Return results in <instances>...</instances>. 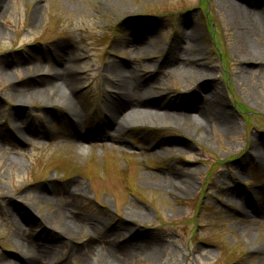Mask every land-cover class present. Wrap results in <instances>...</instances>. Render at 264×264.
I'll list each match as a JSON object with an SVG mask.
<instances>
[{"label":"rangeland","instance_id":"1","mask_svg":"<svg viewBox=\"0 0 264 264\" xmlns=\"http://www.w3.org/2000/svg\"><path fill=\"white\" fill-rule=\"evenodd\" d=\"M236 2L0 0V264H42L23 254L52 243L43 264H110L93 246L75 255L92 238L133 249L126 264H261L254 251L264 248V219L246 222L239 209L264 200V166L249 157L253 142L264 143V58L245 62ZM58 49L75 60L81 119L56 102L63 88L38 87L54 81ZM172 52L192 66L169 67ZM112 64L151 78L152 105L171 114L192 113L205 67L215 82L201 98L225 105L233 130L212 125L205 136L179 117L109 128ZM21 117L35 136H19ZM68 187L83 189L74 210L96 222L95 234L38 225H54L48 214L67 201L49 205L37 190L60 196Z\"/></svg>","mask_w":264,"mask_h":264},{"label":"bare ground","instance_id":"2","mask_svg":"<svg viewBox=\"0 0 264 264\" xmlns=\"http://www.w3.org/2000/svg\"><path fill=\"white\" fill-rule=\"evenodd\" d=\"M236 6H238V15H239V24L243 28V34L245 36L244 46L246 48V57H244L245 62L249 60H258L264 58V0H236ZM186 41V40H184ZM196 41V38L193 39ZM58 55L59 67L58 69H53L54 81L45 87H40L41 93H46L49 88H60L64 89V94H58L57 103L66 105L72 110V115L77 119H81V114L84 112V108L80 103L79 94H78V79L75 76L76 68L73 65L75 62L70 56L66 53H61ZM192 55L199 54L196 46H192L191 49ZM172 61L170 60L167 65L173 68H181L183 71H186L190 66H192V61L189 57L182 55V53H171ZM45 68V67H43ZM192 68V67H191ZM198 73L201 78V82L198 85L197 90L192 92L193 97L188 100V103L192 105V113H168L161 111V107L153 106L151 102V91L148 85L149 79H144L141 75L135 71H131L129 68L124 66H118L115 64L109 65L105 69V74L112 77V81L115 84L117 94L110 97L106 100V110L111 113V116H108L109 128L110 126L116 127L118 130L124 129L130 123L136 122H167L173 121L174 118L179 117L181 119H190L195 120V126L202 132L203 135L207 136L208 130L212 125L219 127V129L226 135L230 134L234 127V119L230 112L227 111L225 105L220 101L215 100L214 96L208 97L207 99H202L199 92L209 90L208 87L211 83L215 82V78H210L208 71L204 68H201ZM188 73V72H185ZM210 94H212L210 92ZM191 95V96H192ZM190 96V97H191ZM159 108V109H158ZM108 124V123H107ZM104 129L108 128L107 125H103ZM97 128V127H96ZM101 128H97V131ZM35 127L28 123V119L21 117L20 121L16 120V131L23 140L28 139L30 136H35ZM96 131L95 129H93ZM107 130V129H106ZM108 131V130H107ZM249 157L256 156L260 162L261 166H264V143L253 142L252 147L249 152ZM179 181L188 179L185 175H179L177 177ZM72 186L79 187L78 184H72ZM173 186V185H172ZM177 186V185H175ZM174 186V187H175ZM69 187L61 193L60 196H57L54 190L43 189L42 191L37 190L39 193V198L44 200L49 205H54L52 203L55 200L65 199L67 204L59 206L58 209L53 210L48 214V220L52 223L57 222L60 227H56L53 224H50L46 219L40 218L36 222L35 217L30 213V217L33 218L36 224L40 227L45 226L53 227L55 229H61L64 231V236L72 237L76 232L82 231L83 229H97L94 227L96 225L95 221H90L88 219L82 218L74 210V197H79V194L83 192V189L78 188L72 191L70 194L68 192ZM229 196H235L234 193H228ZM72 195V196H71ZM242 197L245 195L242 194ZM249 196V195H248ZM36 199V198H35ZM246 200L250 201V211L240 210L241 217L246 220V222L257 221L259 219H264V200H255L253 198H247ZM22 217V216H21ZM140 217L144 218L142 214ZM255 217L256 219H254ZM38 226V227H39ZM94 231V230H93ZM98 231L92 232L95 234ZM106 238H109L106 235ZM121 239V238H120ZM47 243V242H46ZM121 242H117L114 239L113 243L105 241L101 242L96 239H91L87 246L81 254V258L90 256V247L93 246L98 252L101 261H107L110 264H126L128 261L135 258V252H133L127 245L122 246ZM52 244H43V246H36L29 248L23 254L27 260L40 262L43 264L45 259H50L51 261V249L54 246ZM97 246V247H96ZM101 247V248H100ZM22 248V247H21ZM100 248V250H98ZM23 249V248H22ZM95 252V251H94ZM95 252L94 254H96ZM257 255L261 257L260 263L264 264V248H258L254 251Z\"/></svg>","mask_w":264,"mask_h":264}]
</instances>
